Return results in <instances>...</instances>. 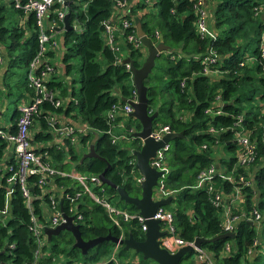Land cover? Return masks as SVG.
Segmentation results:
<instances>
[{
  "label": "trees",
  "instance_id": "trees-1",
  "mask_svg": "<svg viewBox=\"0 0 264 264\" xmlns=\"http://www.w3.org/2000/svg\"><path fill=\"white\" fill-rule=\"evenodd\" d=\"M80 1L70 0L66 5L71 27L62 30L61 35L65 70L68 72L73 66L67 62L69 57L77 55L80 58L77 100L71 99L64 106L44 100L33 118L40 126L51 128L49 117L55 111L64 110L70 114L69 111L74 109L75 113L70 116L75 117L79 125L88 127L86 132H77L80 133L79 140L88 144L94 132L98 133L94 143L98 155L82 157L83 153H75L67 138L62 139L61 145L48 146L40 152L48 154L55 167L61 169H68V164L73 162L75 170L86 175L98 174L105 169V176L124 186L130 195H140L137 177L141 173L135 166L133 150L140 148L141 139L134 136L131 140L112 141L107 132L111 124L118 121L122 124L116 132L126 131L130 127L134 132L141 126L138 119L129 115L118 113L113 120L108 116L112 106L122 104V96H129L134 89L130 70L117 60L122 55L104 44V24L113 15L115 3L114 0H85L82 6ZM150 5L156 10L151 8L141 13L138 17L141 27L153 40L166 43L169 49L158 53L144 83L147 85L148 109L158 111L153 126L168 124L171 131L177 133L169 140L164 151L168 171L162 177L164 187L171 190V201L164 207L172 213L175 233L185 240H194L196 236L212 237L223 232L221 207L213 204L214 192L208 190V185L211 184L214 191L219 189L226 194L233 182L214 174L211 181L196 185L199 171L214 163L218 171L228 173L233 170L234 176L243 174L251 178L252 184L243 188V201L233 211L244 210L248 213L255 208L260 217L252 224L248 219L240 218L235 221L233 237L204 241L201 246L213 254L215 264H264V71L259 56L260 36L264 31V0H205L209 25L215 31V36L198 33L195 0L138 1L141 8ZM62 7L59 1H55L47 12L48 20L62 25L57 16L58 9ZM9 9H13L23 22L12 19ZM124 16L132 25L122 30L120 46L139 66L145 56V47H134L126 41V34L136 31V23L129 12ZM155 30L159 31V39L154 37ZM37 34L33 11L24 12L14 5L13 0H0V63L4 59L7 67L3 75L5 91L0 92L3 100L15 93L19 98L33 95L26 75L29 62L37 52ZM209 47L214 48L218 55L216 63H210L216 72L204 73L201 55ZM56 49H48L43 60L53 65L49 57L54 55ZM98 54L106 62L104 69L97 59ZM249 56L255 59H248ZM44 65L42 63L40 67ZM44 81L53 92L59 87L60 93L66 95L67 88L55 80V76ZM181 82L184 84L181 85ZM55 97L62 99L59 94H55ZM254 99L255 105L251 104ZM218 106L222 109L220 113L206 111ZM18 114V107H15L11 131L15 130ZM238 131L249 133L257 141L255 158L247 165L236 162ZM51 134L41 130L35 134V138ZM8 145V141L0 137V162L13 160L12 150L6 149ZM225 151H229L230 155L226 156ZM65 152L69 159L63 160ZM54 183L60 189L58 199L62 198L63 210L68 212L74 202L76 210L82 213L78 224L83 238L108 232L124 237L131 233L137 239L144 237V230L135 217L127 221L120 218L118 226L106 209L75 178L55 175ZM88 184L116 207L131 213L138 211L134 204L121 199L116 188L107 183L91 184L88 181ZM6 189L5 174L0 182V206L4 203ZM34 191L40 189L34 187ZM77 191H80L79 195L75 196ZM43 198L49 199L48 195ZM32 206L39 215V200L35 199ZM29 223L30 210L15 183L9 196L8 217L4 222L0 221V250L4 249L0 253V264L32 263L37 243ZM74 240L67 229L51 234L41 246L39 262L70 263L75 259L90 264H149L151 261L150 258L144 259L141 253L136 261L123 260L121 257L127 256L128 249H124L123 245L114 249L115 242L110 239L102 240L82 253L73 245ZM12 242L13 247L8 245L5 248L7 243ZM226 242L231 243V248L223 253Z\"/></svg>",
  "mask_w": 264,
  "mask_h": 264
},
{
  "label": "built area",
  "instance_id": "built-area-1",
  "mask_svg": "<svg viewBox=\"0 0 264 264\" xmlns=\"http://www.w3.org/2000/svg\"><path fill=\"white\" fill-rule=\"evenodd\" d=\"M16 7H20L24 12L33 11L35 14V22L37 26V36H38V46L37 52L34 57L29 62V70L27 72V82L28 85L33 89V95L26 102H21L18 106L19 114L16 118V127L14 131L0 126V137L7 140L8 144L12 146L13 160L5 163L0 162V172L3 169L2 164L6 166V187L5 190V200L2 206H0V221L4 222L9 214V196L13 191V185L16 183L24 198L25 204L30 210V223L29 229L33 233L37 248L34 252V259L32 263L29 264H41L39 262L40 256L42 255L41 246L46 242L47 235L44 231L45 227H54L57 224L65 221V216L63 213L70 215L74 223L82 218V213L76 210V203L72 202L68 212L62 211L59 205V194L53 195V189L58 188L54 183L55 175H69L72 178L78 180L83 186L84 190L89 193V195L100 205H102L109 216L112 218L115 224L120 226V218L127 221L132 217H135L141 224L143 230L146 229V224L144 223V216H142L138 211L135 213H129L125 209H121L113 205L106 197L93 191L90 184L100 183L101 179L98 174L86 175L79 171H66L52 165L48 160L44 159L43 155L37 152L30 140L29 136V126L31 120L35 113L40 109L41 103L44 100H49L54 105H61L62 100L56 98L54 92L48 88L45 83V79L48 74L52 72L53 65L45 62L44 53L48 49L57 48L58 42L53 37L54 33L59 30H64L63 28V18L65 16L67 0H26L24 2L20 0H13ZM55 1H59L63 7L58 9L57 16L62 22V25H58L57 22L48 20L49 25L45 28L43 24L44 16L47 17V12L49 8ZM70 1V0H69ZM150 2L151 0H144ZM69 3V2H68ZM115 9L113 15L110 19L105 21L103 38L104 44L108 46L111 50H114L121 54V46L118 39V35L122 34L124 28L132 25L131 21L124 16L129 10V0H114ZM195 7L197 8V18H196V28L198 33L202 36H215V31L211 29L209 25L208 13L205 6V0H195ZM48 19V18H47ZM117 19V20H116ZM117 22H113V21ZM76 26V25H75ZM59 27V28H58ZM78 28V26H77ZM55 30V31H54ZM159 31H154L155 39H159ZM127 42H130L134 47L143 46L142 41L136 31L128 32L125 37ZM259 56L262 59V70L264 71V31L261 33L259 42ZM218 58L217 52L214 48L209 47L207 51L201 55V62L203 63V72L211 73L216 72V69L210 66V63H216ZM248 59H255L254 56H249ZM2 57L0 56V61ZM117 60L121 62L122 57L118 56ZM42 63H45L43 67H40ZM122 63V62H121ZM242 63V62H241ZM126 68L130 70V64L128 62L124 63ZM184 83L181 82V85ZM130 100H137V92L135 88L127 96L122 104H115L108 111V116L111 120L115 118L118 113H122L127 116L132 111V105ZM2 103V97L0 96V106ZM151 112V109H148ZM221 106L215 109L207 108V112L214 111L215 113L221 112ZM50 123L60 138H67L70 142L78 141L77 132L80 128L74 127L70 123L57 124L55 117L52 115L49 117ZM240 120V116L238 117ZM122 124V123H121ZM120 124V125H121ZM117 123L111 124L107 132L111 135V140L116 141L118 139L131 140L134 137L133 127H130L126 131H114ZM119 129V128H118ZM171 131L168 124H156L152 127L150 135L155 139H160L166 132ZM237 142L238 150L236 153V162L238 164L247 165L251 163L256 155L257 141L249 136V133L244 131L237 132ZM264 142V137H263ZM168 143L163 147L157 149L155 155L150 159V164L156 169L162 170L163 173L158 177L157 184L153 188L154 199H159L170 195L171 190H168L163 185L162 177L168 171V167L165 162L164 151L167 149ZM135 160V158H134ZM4 174V175H5ZM214 174H218L223 178L228 179L233 182L232 188L228 193H224L222 190H215L211 184L208 185V190L214 192L212 202L215 206L221 207L222 211V228L223 232L234 231L235 221L240 218H246L252 222L257 221L260 217V213L253 208L251 211L246 213L244 210H239L237 212L233 211L236 205L243 201L245 197V192L243 188L252 184L251 178L238 174L233 175V170L228 173H224L217 170V165L211 163L209 166L201 169L197 174V184L201 185L204 181H211ZM31 176H35L30 178ZM89 179V180H88ZM143 176L137 177V181L141 182ZM234 179L236 181H234ZM34 187H38L40 191H34ZM102 189V188H101ZM80 191L75 193V196L79 195ZM48 193V194H46ZM44 195H48L49 199H44ZM35 199L39 200L41 213L38 215L33 211V202ZM45 206L51 211L48 216H46ZM41 215V216H40ZM154 218H158L161 222V228L165 229L166 234L160 236V244L170 251L174 252L179 247L185 244H193V240H185L181 236L175 233L174 226L172 224V213L170 210L166 209L164 205L158 207L155 213L152 215ZM122 237L123 235H118ZM13 247L14 243H7L5 246ZM119 244L115 243V248ZM231 243L226 242L223 247V253L230 250ZM198 262H204V264H215L214 256L209 251L204 249L202 246L195 249ZM250 250L248 249V253ZM113 257V256H112ZM57 264H87L80 260H72L70 263H57Z\"/></svg>",
  "mask_w": 264,
  "mask_h": 264
},
{
  "label": "water",
  "instance_id": "water-1",
  "mask_svg": "<svg viewBox=\"0 0 264 264\" xmlns=\"http://www.w3.org/2000/svg\"><path fill=\"white\" fill-rule=\"evenodd\" d=\"M68 2L69 0H67L65 4L67 5ZM68 16L69 13L66 12L63 18V28L65 30L71 27ZM137 33L143 46L147 50L144 59L139 66L134 64L133 59L129 55L123 58L121 62H128L130 64L131 80L137 92V100L129 101L133 109L128 115L138 119L141 124L140 128L133 132L134 136L139 137L142 142L139 149L133 150V154L135 155V166L143 176V179L140 182L141 193L140 195H130L124 186L117 185L105 176V169L98 173V176L101 179V182L107 183L116 188L119 197L125 202L134 204L138 208V212L145 217L144 223L146 224V229L144 230V237L142 239H137L131 233L126 237H119L108 232L103 235H96L85 239L81 235L79 224L74 223L72 217L65 213H63L66 218L65 221L54 227H45L44 231L47 235V239L50 238L51 234H57L62 229L71 231L75 239L73 245L78 247L82 253H85L88 248L94 246L98 242L110 239L115 243L117 242L119 245H123L124 249H133L138 253H141L144 259L150 258L156 264H181L183 259L192 251H195L197 247H201L202 242L213 241L220 237H233L235 232L226 231L212 237L196 236L193 240V244H185L174 252L160 244V236L166 234L167 231L161 228L160 220L152 217V215L159 206L169 204L172 196L168 195L163 198L154 199L152 195L153 188L157 184L158 177L162 175L163 171L152 166L150 164V159L155 155L157 149L163 147L172 137L177 135V133L174 131L166 132L160 139H155L150 135L153 121L157 116L158 111L154 110L149 112L148 110L147 85L144 83V78L151 72L158 53L168 50L169 46L163 41L154 43L152 38L142 29L140 23L137 24ZM122 100H127V97L122 96ZM97 137L98 133L94 132L93 137L89 142L88 150L82 154V157L98 155L94 147ZM59 204L60 209L63 211L62 198H60ZM249 221L252 224V221ZM2 251H4V249H1L0 253Z\"/></svg>",
  "mask_w": 264,
  "mask_h": 264
},
{
  "label": "crops",
  "instance_id": "crops-1",
  "mask_svg": "<svg viewBox=\"0 0 264 264\" xmlns=\"http://www.w3.org/2000/svg\"><path fill=\"white\" fill-rule=\"evenodd\" d=\"M138 1L139 0H129V10H128V12L130 13V15H131V17H132V19L134 20V22L136 23V28H137V24L138 23H140L139 22V19H138V17L141 15V13L142 12H144L145 10H147V9H149V6H145V7H143V8H141V7H139L138 6ZM210 22V21H209ZM118 37V39L120 38V35H118L117 36ZM60 44L58 45V47H57V49H56V51L54 52V55L52 56L53 58H52V60L54 61L55 60V63L53 64L54 65V71L51 73H49L48 74V76H47V79H50L51 77H54L55 76V72L56 73H59V74H63L64 73V76H65V79L67 80V78H68V75H67V71L65 70V61L64 60H62V56H63V50H64V47H63V43H62V36H60ZM153 40V39H152ZM154 41V43H157V42H159V41H156V40H153ZM61 48V49H60ZM60 49V50H59ZM123 49L124 48H122V50H121V55H122V59L123 58H125L126 56H128V52L126 51V54L123 52ZM146 48H144V53H145V55H146V53L147 52H145V51H147V50H145ZM59 50V51H58ZM56 55H59L60 56V60H58V58H57V56ZM50 59H51V57H49ZM69 60V59H68ZM2 61V60H1ZM67 62H69V61H67ZM56 66H58L57 67V69H55L56 68ZM6 62H5V60L3 59V62L2 63H0V92L1 91H5L3 88H5V82H4V78H3V75H4V72H5V70H6ZM14 77V76H13ZM79 78H80V75H79ZM55 80H57V81H60V79L58 78V77H56L55 76ZM60 82H62V81H60ZM79 82H80V80H79ZM64 83V82H63ZM63 83H61V85L63 84ZM69 83L67 82V85H68ZM62 86H64V85H62ZM66 88H67V93H66V95H62L61 93H60V88L59 87H56L55 88V90H54V92H55V94H59V96H61V100H62V105L64 106L65 104H66V102H68L69 100H71V99H74V100H77L76 99V97H74L75 96V92H74V87L73 86H71V84H70V86L68 85V86H65ZM0 95H1V93H0ZM27 95H25V96H23V97H20L21 98V102H26V101H28L29 99V97L27 96ZM1 97H3L2 95H1ZM6 99V98H5ZM3 100V98H2V101L3 102H5V103H7V99L6 100ZM0 113H1V111H0ZM50 113H53V112H50ZM69 113L70 114H66L65 113V111L63 110V111H55L52 115L55 117V120H56V122H57V124H65V123H70V124H72L74 127H76V128H80V130L79 131H82V132H86V129L88 128V127H86L85 128V126L83 127V126H81V125H79L78 123L79 122H77L76 120H75V117H71L70 115H72L73 113H75L74 112V109L73 110H70L69 111ZM35 119V117L32 119V121H31V123H32V125L31 126H29V128H30V130H31V132H32V134L34 133V135L33 136H31L32 134L30 133V130H29V136H30V140H31V144H32V146H33V148L37 151V152H39V153H41L40 151H42V148H45V147H48V146H53V145H56V144H59V145H61V143H63V141H62V139L63 138H60L59 136H58V134H57V131H55L54 130V128L53 127H51V130L50 129H48V130H46L45 129V127H42V126H40L37 122H36V120H34ZM122 122L121 121H118L117 122V125L115 126L116 128L114 129L115 131H117L118 130V127L120 126V124H121ZM10 126L9 127H7V129H10L12 126H13V119H12V116H11V124H9ZM120 129V128H119ZM44 131V132H51L52 134L50 135V136H40V137H36L35 138V134L37 133V132H39V131ZM79 135H80V133H78V137H79ZM64 139H66V138H64ZM91 140V139H90ZM90 142V141H89ZM72 143V146L75 148V145L76 146H79V147H85L86 145H87V147H89V143L88 144H86V142L84 141V142H82V141H80L79 140V138H78V141H76V142H71ZM6 149H8V150H10V149H12V146L9 144L8 146H7V148ZM42 155H43V157H44V159H46V160H48L52 165H54L55 166V162H53L52 160H51V158L49 157V155L48 154H45V153H41ZM12 156H13V154H12ZM66 159H69V157L68 156H66V152H65V154H64V156H63V160H66ZM2 163V162H1ZM72 165H73V167L71 168V169H65V170H69V171H73V170H75V168H74V162L73 163H71ZM216 165V164H215ZM60 168V167H59ZM59 189V188H58ZM60 190V189H59ZM190 255V254H189ZM189 255L187 256V257H189ZM187 257H185V258H187ZM184 258V259H185ZM181 264H184L183 263V261L181 262Z\"/></svg>",
  "mask_w": 264,
  "mask_h": 264
},
{
  "label": "rangeland",
  "instance_id": "rangeland-1",
  "mask_svg": "<svg viewBox=\"0 0 264 264\" xmlns=\"http://www.w3.org/2000/svg\"><path fill=\"white\" fill-rule=\"evenodd\" d=\"M85 2H86L85 0H81L80 1L82 6L84 5ZM151 8L156 10V7L153 8L150 5L149 9H151ZM9 14H10L12 19L17 20L18 22H21V23L23 22V19L21 17H19L17 15V13L13 9H9ZM43 24H44L45 28H47L48 25H49V22H48V19H47L46 16H44V18H43ZM62 33H63V31L59 30V31H56L54 33V35H53V37L57 40V42L59 44H60V40L59 39H60V36L62 35ZM123 52L126 54V49L125 48L123 49ZM145 52H147V51H145ZM56 56H57L58 60H60V56L59 55H56ZM144 57L145 56L143 55V59H144ZM52 58L53 57H51V61L54 64L55 60L53 61ZM97 59L101 63L102 68L104 69L105 65H106V62H105L104 58L100 54H98ZM68 61L71 62L73 64V66L69 69V71L67 73V75H68L67 80L65 79L64 73L63 74H59V73L55 72V76L58 77L60 79V81H62L61 83L64 82L62 84V85H64V87L68 86V85L70 86V84H71V86L74 87V91H75V96L74 97H77L78 91H79V88H80V82H79V75H80L79 63H80V58H79V56L75 55V56L69 57ZM57 67L58 66H56L55 69H57ZM22 70H23V68H21V71ZM67 82L69 83L68 85H67ZM7 99H8L7 103L2 101L1 106H0V111H1V113H0V126H2L4 128H7V127L10 126L9 124H11V116H12V113L14 111V108L18 107L20 105V103H21V98H19L18 93H15L14 95L12 94L11 97H8ZM251 104L255 105L256 104V100L254 99L253 101H251ZM246 105H248V103H246ZM30 128H29V130H30ZM45 129L46 130H48V129L51 130V128H49V127L45 128ZM30 133L32 134L31 130H30ZM33 135H34V133L31 136H33ZM73 150H74L75 153L79 154V153L86 152L88 150V147H87V145L85 147H79V146L75 145V148ZM224 154H227L226 156H229L230 152L229 151H225ZM236 165H238V164L236 163ZM2 166H3V169L0 172V182H1V178L6 173V166L4 164H2ZM72 167H73V165L71 163H69L68 164V169H71ZM56 194H60V190L58 188H54L53 189V195H56ZM44 210L46 212V216H48L50 214V212H51L48 209L47 206H45ZM129 213H131V212H129ZM139 255L140 254L137 251H135L133 249H128L127 250V256H122L121 258L123 260L126 259L128 261H133V259L136 261V260L139 259ZM78 257H76V258H78ZM65 260H66V258L63 259V261H65ZM196 262H198L197 256H196V251H192L190 253L189 257L183 259V263L184 264H194V263L196 264ZM87 264H90V263H87ZM149 264H156V263L151 259Z\"/></svg>",
  "mask_w": 264,
  "mask_h": 264
},
{
  "label": "flooded vegetation",
  "instance_id": "flooded-vegetation-1",
  "mask_svg": "<svg viewBox=\"0 0 264 264\" xmlns=\"http://www.w3.org/2000/svg\"><path fill=\"white\" fill-rule=\"evenodd\" d=\"M139 239H141V238H139Z\"/></svg>",
  "mask_w": 264,
  "mask_h": 264
}]
</instances>
